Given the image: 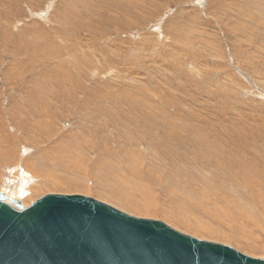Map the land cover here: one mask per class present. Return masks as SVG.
Returning <instances> with one entry per match:
<instances>
[{"label": "rangeland", "instance_id": "1", "mask_svg": "<svg viewBox=\"0 0 264 264\" xmlns=\"http://www.w3.org/2000/svg\"><path fill=\"white\" fill-rule=\"evenodd\" d=\"M254 1L264 4V0H0V126L5 125L11 136L23 137L22 130L42 121L43 109L48 131L34 132L37 137L48 134L49 140L40 136L39 144L50 145L58 161L73 157L80 169L64 177L86 185L68 189L72 186L63 177L65 166L45 164L43 170L60 172L68 185L31 193L30 187L39 184L35 180L26 184L29 195L23 203L49 192L77 193L262 258L264 250L240 239L243 235L252 241L257 236L264 243V9L259 11ZM185 124L187 129L178 134L169 132ZM26 144L23 154L20 145L11 148L19 166L20 157L30 159L37 152L32 142ZM234 146L246 162L243 170L227 171L221 159L215 165L212 156ZM132 156L140 162L137 170L128 164ZM15 163L0 165L1 188L3 180L12 179L5 167ZM147 165L155 175H163L160 184L149 176ZM223 171L236 177L233 182L228 177L221 180L232 189L227 196L234 204L208 188L209 194H203L198 182L202 176L214 183ZM242 175L253 187H242ZM118 194L125 200H118ZM236 237L238 242L227 241Z\"/></svg>", "mask_w": 264, "mask_h": 264}, {"label": "water", "instance_id": "2", "mask_svg": "<svg viewBox=\"0 0 264 264\" xmlns=\"http://www.w3.org/2000/svg\"><path fill=\"white\" fill-rule=\"evenodd\" d=\"M0 264H264L80 194L23 206L0 191Z\"/></svg>", "mask_w": 264, "mask_h": 264}, {"label": "bare ground", "instance_id": "3", "mask_svg": "<svg viewBox=\"0 0 264 264\" xmlns=\"http://www.w3.org/2000/svg\"><path fill=\"white\" fill-rule=\"evenodd\" d=\"M262 1H260V2H255L254 1V5L256 6V8H258V10L260 11H262L263 9H264V4H262L261 3ZM261 8V9H260ZM257 10V9H256ZM260 12H258V14H259ZM263 13V12H262ZM263 16H264V14H263ZM259 17V16H258ZM257 17V18H258ZM96 57V56H95ZM57 66V65H56ZM62 68V67H61ZM56 71V70H55ZM56 97V96H55ZM68 97V96H67ZM71 98V97H70ZM45 102V101H44ZM92 102V101H91ZM42 101H41V104L40 105H42ZM203 104V103H202ZM46 109V108H45ZM44 111H43V109L41 110V112H40V114H39V116H41V119H42V121H44L43 120V116L44 115H46V113L44 112V115L42 114ZM149 112V111H148ZM140 113H142V111H140ZM1 114V113H0ZM1 116H3L2 114H1ZM45 117V116H44ZM152 117H154L155 118V116H152ZM173 117V116H172ZM6 118V117H5ZM13 118V117H12ZM46 118H48V117H46ZM134 118H138V117H134ZM40 119V120H41ZM45 119V118H44ZM141 119H143V117L141 118ZM156 119V118H155ZM172 119V118H171ZM40 122V123H33V126H32V124H30L28 127H26V128H28V130L27 129H24V131L22 130V132H24V135H23V137H22V135H18V134H16V135H14V136H11L10 135V133H9V131L7 130L6 131V129L7 128H5V125H1L0 126V165H3V166H5L6 165V163L7 162H16L15 164H13V166H7V167H5V169H8V171L10 172V173H12L11 175H12V179L11 180H9V178H7L6 180H3V178H2V180H3V182H4V187H0V191H3V193H5L6 194V196L7 197H11V198H18V199H20V201H21V204L23 205V206H28L29 204H27V203H23V199H24V196H27V195H29V193H28V189L26 190V186L29 184V183H33V181H35V180H37L38 181V183L39 184H37V185H33V186H31L30 188V192L32 193V191H39L38 190V188H45V186L46 187H48V189H54V190H63V187L65 188V185H68L66 182H65V179L63 180L62 179V177L60 176L61 175V173L60 172H58V171H56V170H50V169H47V170H43L44 168H45V164H50L51 165V167H52V164L53 165H56L57 163H61L63 166H65V168H66V172H65V174H63V177H64V175L66 176V175H68V176H70V174L69 173H72V171L73 170H75V169H80V165H79V163L77 162V161H75L74 159H71V158H73V157H71L70 159H65L66 161H64V162H62L61 161V159H60V161H58L57 160V158H58V156L56 155V156H54L55 155V153L56 152H54V151H50L52 148H50V145L48 146V145H43V144H39V142L41 141V138H40V136H44V138L43 139H46L47 140V142H48V140H49V135L48 134H44V135H42V134H40L38 137H37V135L35 134V130L36 129H41V130H43L44 128H45V123L44 122ZM5 122V121H4ZM18 122V121H17ZM138 122H141V120H138ZM14 123H16V120L14 121ZM1 124V123H0ZM27 124V123H26ZM11 126V125H10ZM32 127V128H31ZM47 127V126H46ZM183 127V128H182ZM182 127H180L178 130H175V129H169V132L170 131H175L176 132V134H178L177 133V131L179 132V130H184L185 128L187 129V125L185 124V127H184V125L182 126ZM20 128V127H19ZM199 128V127H198ZM38 129V130H39ZM25 130H27V132L25 131ZM47 129L45 128V131H46ZM51 130V129H50ZM48 131V130H47ZM58 131V130H57ZM80 131V130H79ZM185 131H187V130H185ZM202 131V130H201ZM44 132V131H43ZM181 132V131H180ZM38 133V132H37ZM40 133V132H39ZM48 133V132H47ZM206 133V132H205ZM56 134V133H55ZM13 135V134H12ZM182 135V134H181ZM34 136V137H33ZM176 136V135H175ZM244 136V135H243ZM22 137V138H21ZM37 137V138H36ZM59 137H61V136H59ZM205 137H207V136H205ZM250 137V136H249ZM53 138V137H52ZM251 138V137H250ZM13 139H14V141H13ZM59 139V138H58ZM185 139V138H184ZM208 139V138H207ZM254 139V138H253ZM252 139V140H253ZM71 140H72V138H71ZM181 140V139H180ZM179 140V141H180ZM50 141H52V140H50ZM234 141V140H233ZM254 141V140H253ZM2 142H4L5 143V145H2ZM31 142H32V144H33V146H35V148H36V150H37V152L35 153V156H32V157H30V159L27 157H24L23 155V157H20V158H22V165L24 166V168L27 170H24V168H23V166H19V164L17 163V161H16V156H14V152L12 151V149L11 148H13L12 146H14V145H16V144H18V146L21 148V154H23L22 152H24V151H26V150H28V148L27 147H25V143H29V145L31 144ZM220 142H221V140H220ZM226 142V141H225ZM235 142H236V140H235ZM75 143V142H74ZM80 143H81V140H80ZM183 143V142H182ZM228 143V142H227ZM26 144V145H27ZM31 144V145H32ZM69 144V143H68ZM71 144V143H70ZM231 144V143H230ZM239 144V143H238ZM76 145V144H75ZM241 145V144H240ZM240 145H239V147H240ZM77 146V145H76ZM75 146V147H76ZM176 146V145H175ZM17 147V146H16ZM19 147H17V148H19ZM184 147V146H183ZM186 147V146H185ZM230 147H231V145H230ZM33 148V147H32ZM45 148V149H44ZM242 148H243V146H242ZM63 149H64V147H63ZM72 149V148H71ZM175 149V148H174ZM182 149V148H181ZM216 149V148H215ZM223 150H224V148H222ZM245 150H246V148H244ZM255 149V148H254ZM74 150H75V148H74ZM219 150V149H218ZM223 150L221 151L220 150V153L218 154H214L213 156H212V158L211 159H213V161L214 162H217L215 165H217L220 161H223V163H224V167H225V170H227V169H234V170H237L238 168H240V170L243 168V165H242V162L243 163H246L245 161H244V159H243V157H241V155L239 156V154H240V152H239V148H237L236 146H234V148L232 147V148H229V149H227V150H224V152H223ZM32 151V150H31ZM185 151V150H184ZM28 152V151H27ZM62 152V151H61ZM72 152V151H71ZM174 152H176V151H174ZM217 152V151H216ZM242 153V152H241ZM245 153V152H244ZM17 154V153H16ZM19 154V153H18ZM213 154V153H212ZM67 155V154H66ZM132 155V154H131ZM134 155V154H133ZM136 155V154H135ZM177 155V154H176ZM211 155V154H210ZM245 155H247V154H245ZM244 155V156H245ZM180 156V155H179ZM15 157V158H14ZM86 157V156H85ZM133 157V156H132ZM182 159H183V157L182 156H180ZM253 157V156H252ZM19 158V157H18ZM130 158H131V156H130ZM242 158V159H241ZM244 158H246V157H244ZM29 159V160H28ZM136 159V160H135ZM221 159V160H220ZM63 160V159H62ZM220 160V161H219ZM246 160V159H245ZM119 161V160H118ZM20 162V161H19ZM57 162V163H56ZM125 162V161H124ZM206 162V161H205ZM120 164H121V162H119ZM123 163V162H122ZM125 163H127V162H125ZM124 163V164H125ZM204 163V162H203ZM264 163V162H263ZM10 164H12V163H10ZM40 164V165H39ZM128 164H130V166H132V167H134L133 169H138V167L140 166V162H139V160H137V158L136 157H133L132 158V160L131 161H128ZM137 164V166H135ZM248 164V163H247ZM249 164H251V163H249ZM39 165V166H38ZM219 165V164H218ZM57 166V165H56ZM191 166V165H190ZM213 166V165H212ZM227 166V167H226ZM2 167V166H1ZM44 167V168H43ZM247 167H249L248 165H247ZM257 167V166H256ZM255 167V168H256ZM58 168V167H57ZM141 168V167H140ZM139 168V169H140ZM143 168H144V166H143ZM145 168H146V171H148V174H150L149 176L151 177V175L154 177V182H156L157 184H160L161 182H158V180H161V177L164 179V177H163V175L162 174H156L155 175V173H154V170H152L153 168H150L148 165H147V167L145 166ZM244 168H245V166H244ZM254 168V167H253ZM28 169H30V172H29V170ZM142 169V168H141ZM155 169V168H154ZM217 169V168H216ZM249 169V168H248ZM13 170V171H12ZM65 170V169H64ZM136 170H133V171H136ZM221 170V169H220ZM223 170V169H222ZM221 170V171H222ZM233 170V171H234ZM243 170V169H242ZM255 171H257L256 169H254ZM132 171V170H131ZM228 171V170H227ZM231 171V170H230ZM244 171H246V170H244ZM243 171V172H244ZM137 172H139V170L137 171ZM226 172V171H225ZM224 171H223V173L224 174H219V175H221V177L220 178H218V180L216 181V182H214V183H212L210 180H208L207 178H205V177H202V176H199V180H198V182L199 181H201V184H202V186H201V188H202V190H203V194H205V192L207 193V190H206V188H208V190L210 191V193L212 194V192H217V194H218V198L219 199H221V200H223L225 203H227V202H229V203H233L234 204V199L232 198V200L230 199V190H232L231 188H229L230 190H228L227 188H225L224 187V185L221 183V180L223 179V178H226V177H228V179H230V181L232 180V182H233V180H235L236 181V177H235V179H231L232 177H234V176H232V175H229L228 173H225ZM242 172V173H243ZM247 172V171H246ZM258 172V171H257ZM263 172V171H262ZM262 172H260V173H262ZM7 173V172H6ZM58 173H60V174H58ZM157 173V172H156ZM173 173V172H172ZM233 173H235V172H233ZM233 173H231V174H233ZM237 173V172H236ZM241 173V174H242ZM238 174V173H237ZM245 174V173H244ZM263 175H264V173H262ZM234 175V174H233ZM236 175V174H235ZM1 176V175H0ZM175 176V175H174ZM191 176H192V174H191ZM194 176V175H193ZM217 176H218V174H217ZM236 176H238V175H236ZM2 177V176H1ZM196 177V176H195ZM244 177V178H243ZM247 177V176H246ZM41 179V180H38V179ZM61 178V179H60ZM64 178H66L67 179V181L70 183L69 185H71L72 187L74 186V188H72V187H67L66 186V191H67V188L68 189H83V188H85V183H83V181L81 182V181H79L78 179H75V178H73V177H64ZM173 178V177H172ZM210 178V177H209ZM212 178V177H211ZM240 178H241V183H243V186L242 187H246V188H248V187H253V185L251 184V183H248L247 182V179L245 178V175L243 176L242 175V177L240 176ZM162 179V180H163ZM191 179H193V178H191ZM190 179V180H191ZM214 179V178H213ZM169 180H171V179H169ZM190 180H187V179H185V183L187 184L188 182L189 183H191L190 182ZM215 180V179H214ZM172 181V180H171ZM170 181V182H171ZM173 181H174V179H173ZM234 181V182H235ZM192 182L193 183H196V182H194L193 180H192ZM137 183V182H136ZM175 184H176V182H174ZM192 183V184H193ZM210 183H212V185H209ZM237 183V182H236ZM27 184V185H26ZM233 184H235V183H233ZM31 185V184H30ZM148 185V184H147ZM218 185V186H217ZM232 185V184H231ZM240 185H242V184H240ZM240 185H239V187H240ZM188 186V185H187ZM220 186V187H219ZM51 187V188H50ZM142 187H143V185H142ZM263 187V186H262ZM146 188V187H145ZM46 189V188H45ZM44 189V190H45ZM47 189V190H48ZM123 189V188H122ZM233 189H235V187L233 188ZM244 189V188H243ZM32 190V191H31ZM130 190V189H129ZM150 190V189H149ZM223 190V191H222ZM250 190H252V189H250ZM36 191V192H37ZM52 191V190H51ZM65 191V192H66ZM69 191V190H68ZM123 191V190H122ZM126 191H127V189H126ZM208 191V192H209ZM212 191V192H211ZM253 191V190H252ZM258 191H260L259 189H257L255 192L256 193H258ZM35 192V193H36ZM131 191H129V192H127L128 194L130 193ZM143 192V191H142ZM146 192V191H145ZM246 192H247V190H246ZM246 192H244V193H246ZM50 193V192H49ZM55 193V192H54ZM121 193V192H120ZM125 193V196L124 197H126V199L127 198H130V196L129 195H132L131 193L128 195H126V192H124ZM150 193H152V192H150ZM149 193V194H150ZM233 194H232V197H236V198H241V199H238V201L239 202H243V199L244 198H242L239 194H237V192H232ZM249 193V192H248ZM251 193V192H250ZM249 193V194H250ZM77 194V193H76ZM207 194H209V193H207ZM33 195V194H32ZM119 195V194H118ZM135 195V194H134ZM194 195V194H193ZM227 195H229V196H227ZM145 196V195H144ZM207 196V195H206ZM119 197L121 198V199H119L118 197H116L118 200H121V201H123V200H125V199H123L122 197H121V195H119ZM135 197V196H134ZM146 197V196H145ZM149 197V196H148ZM251 197V194H250V196H248L247 195V198H250ZM147 198V197H146ZM149 198H151V197H149ZM148 198V199H149ZM203 198V197H202ZM246 198V199H247ZM144 199V198H143ZM150 200H152V198L150 199ZM100 201V200H99ZM145 201H146V199H145ZM128 202V201H127ZM137 203V202H136ZM228 203V204H229ZM131 204V203H130ZM130 207V206H129ZM131 207H133V206H131ZM138 206H134V209L135 210H137L138 208H137ZM142 207V206H141ZM236 207V206H235ZM240 211V210H239ZM136 214V213H135ZM131 215V214H130ZM137 215V214H136ZM133 216V215H132ZM247 217L249 216V215H246ZM150 219H152V218H150ZM154 219V218H153ZM248 219L251 221V223L252 224H256V220L254 219V218H252V216H249L248 217ZM155 220H159V219H155ZM199 220V219H198ZM161 222H163V223H165L164 221H162V220H160ZM198 223H200V222H198ZM166 225H168L169 227H171L172 229H174V230H176V231H178V232H181V231H179V230H177V227H175L174 228V226L172 227V225H169V224H167V223H165ZM193 226V225H192ZM191 227V226H190ZM202 230V229H204V228H198V230ZM181 233H184V232H181ZM191 233H193V232H191ZM184 234H186V233H184ZM188 235V234H187ZM195 236H196V234H195ZM197 236H199V235H197ZM248 236V235H247ZM252 236V234H250V237ZM193 237V236H192ZM195 238H197V237H195ZM253 238V237H252ZM199 239V238H198ZM201 239V238H200ZM240 239H243L244 241H246V243L250 246V247H252V248H256V249H260V250H264V243L262 242V240L259 238V237H255L252 241L249 239V237H246V236H241L240 237ZM237 241L238 239H237V237L236 238H231V239H228L227 241ZM253 241H255V242H253ZM238 242V241H237ZM240 242V241H239ZM241 243H244V242H241ZM225 245V244H224ZM227 245V244H226ZM228 246V245H227ZM263 259H264V255L263 256H261ZM257 258H260V257H257Z\"/></svg>", "mask_w": 264, "mask_h": 264}]
</instances>
